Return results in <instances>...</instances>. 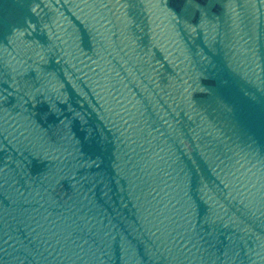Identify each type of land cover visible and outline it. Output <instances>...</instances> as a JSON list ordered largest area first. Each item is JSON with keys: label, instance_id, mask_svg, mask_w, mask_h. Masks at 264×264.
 Instances as JSON below:
<instances>
[{"label": "water", "instance_id": "1", "mask_svg": "<svg viewBox=\"0 0 264 264\" xmlns=\"http://www.w3.org/2000/svg\"><path fill=\"white\" fill-rule=\"evenodd\" d=\"M0 264H264V0H0Z\"/></svg>", "mask_w": 264, "mask_h": 264}]
</instances>
